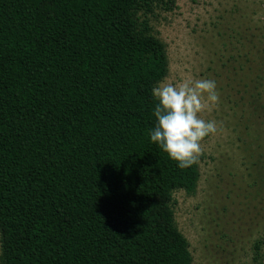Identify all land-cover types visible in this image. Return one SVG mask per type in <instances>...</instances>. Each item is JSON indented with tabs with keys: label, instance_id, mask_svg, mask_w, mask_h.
I'll return each mask as SVG.
<instances>
[{
	"label": "trees",
	"instance_id": "obj_1",
	"mask_svg": "<svg viewBox=\"0 0 264 264\" xmlns=\"http://www.w3.org/2000/svg\"><path fill=\"white\" fill-rule=\"evenodd\" d=\"M171 2L0 0V264H192L173 192L198 166L151 142Z\"/></svg>",
	"mask_w": 264,
	"mask_h": 264
},
{
	"label": "rangeland",
	"instance_id": "obj_2",
	"mask_svg": "<svg viewBox=\"0 0 264 264\" xmlns=\"http://www.w3.org/2000/svg\"><path fill=\"white\" fill-rule=\"evenodd\" d=\"M150 24L168 56L157 86L192 77L220 94L201 114L218 132L202 142L196 189L173 192L192 264H251L264 238V0H172Z\"/></svg>",
	"mask_w": 264,
	"mask_h": 264
},
{
	"label": "clouds",
	"instance_id": "obj_3",
	"mask_svg": "<svg viewBox=\"0 0 264 264\" xmlns=\"http://www.w3.org/2000/svg\"><path fill=\"white\" fill-rule=\"evenodd\" d=\"M152 93L158 104L151 142L182 170L198 164L204 151L202 142L218 132L215 120L201 117L220 103L216 82L192 77L175 83L165 79Z\"/></svg>",
	"mask_w": 264,
	"mask_h": 264
}]
</instances>
